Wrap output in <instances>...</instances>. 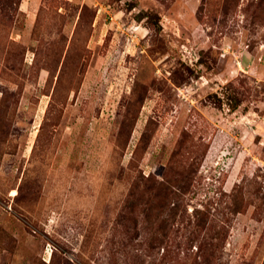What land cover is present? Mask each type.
I'll list each match as a JSON object with an SVG mask.
<instances>
[{"label":"rangeland","instance_id":"obj_1","mask_svg":"<svg viewBox=\"0 0 264 264\" xmlns=\"http://www.w3.org/2000/svg\"><path fill=\"white\" fill-rule=\"evenodd\" d=\"M0 264H264V0H0Z\"/></svg>","mask_w":264,"mask_h":264}]
</instances>
